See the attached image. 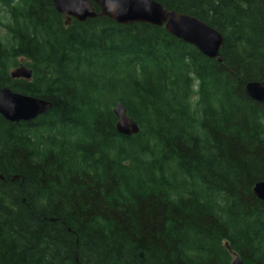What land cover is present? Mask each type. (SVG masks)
Here are the masks:
<instances>
[{
  "label": "trees",
  "instance_id": "1",
  "mask_svg": "<svg viewBox=\"0 0 264 264\" xmlns=\"http://www.w3.org/2000/svg\"><path fill=\"white\" fill-rule=\"evenodd\" d=\"M154 1L220 33L223 62L164 28L0 0V88L52 104L0 116V264H264V103L245 91L264 0ZM118 104L137 135L116 131Z\"/></svg>",
  "mask_w": 264,
  "mask_h": 264
},
{
  "label": "water",
  "instance_id": "2",
  "mask_svg": "<svg viewBox=\"0 0 264 264\" xmlns=\"http://www.w3.org/2000/svg\"><path fill=\"white\" fill-rule=\"evenodd\" d=\"M65 26L73 20L107 18L118 25L148 24L165 31L176 39L194 47L208 59L222 63L221 49L224 39L220 33L196 17L169 11L154 0H52ZM97 10L99 12H97ZM14 80L30 81L32 70L21 65L11 72ZM246 94L258 103H264V75L261 81L249 82ZM52 108L50 102L24 96L9 88H0V116L10 123H28ZM116 131L121 136L132 137L140 132L138 124L128 116L126 108L118 104L114 109ZM254 195L264 202V182L254 187ZM229 249V245H226ZM232 264H242L236 255Z\"/></svg>",
  "mask_w": 264,
  "mask_h": 264
},
{
  "label": "rangeland",
  "instance_id": "3",
  "mask_svg": "<svg viewBox=\"0 0 264 264\" xmlns=\"http://www.w3.org/2000/svg\"><path fill=\"white\" fill-rule=\"evenodd\" d=\"M0 19L3 21L2 15L0 14Z\"/></svg>",
  "mask_w": 264,
  "mask_h": 264
}]
</instances>
